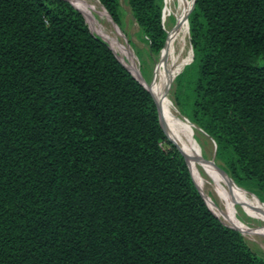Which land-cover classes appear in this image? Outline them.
Returning a JSON list of instances; mask_svg holds the SVG:
<instances>
[{
  "label": "trees",
  "instance_id": "obj_1",
  "mask_svg": "<svg viewBox=\"0 0 264 264\" xmlns=\"http://www.w3.org/2000/svg\"><path fill=\"white\" fill-rule=\"evenodd\" d=\"M98 1L122 27L120 0ZM126 3L158 60L163 0ZM72 5L0 0V264H264L208 208L151 94ZM188 25L174 104L264 201V0H195Z\"/></svg>",
  "mask_w": 264,
  "mask_h": 264
},
{
  "label": "bare ground",
  "instance_id": "obj_2",
  "mask_svg": "<svg viewBox=\"0 0 264 264\" xmlns=\"http://www.w3.org/2000/svg\"><path fill=\"white\" fill-rule=\"evenodd\" d=\"M69 2L81 8L86 20L96 31L104 36L116 57L127 68L129 67L128 69L134 73L130 71L135 77L144 82L140 75L135 54L129 44H126L120 39L122 34L118 27L113 23L98 1L69 0ZM192 2L193 0H165L166 11L171 12L175 16L177 27L170 31V37L169 39L167 38L163 48L164 56L155 72L154 86L153 88L150 87L149 90L159 107L161 120L167 134L177 144L182 155L185 157L193 181L196 187L202 190L201 192L198 189L210 209L226 225L238 230L242 235L249 238H264V224L251 226L240 221L235 215L230 196H236L240 200L255 205L263 216L264 203L256 200L243 188L231 183L221 172L213 158L209 160L202 158L191 139L190 129L193 126L189 122L190 120L188 121L179 113L167 94L168 85L171 83L174 73L184 66L185 63L189 62L191 59L190 56H192L190 35L186 22L188 15L187 8ZM96 13L105 16L111 23L113 30L103 24L96 16ZM213 197L217 199L218 203L215 202Z\"/></svg>",
  "mask_w": 264,
  "mask_h": 264
},
{
  "label": "rangeland",
  "instance_id": "obj_3",
  "mask_svg": "<svg viewBox=\"0 0 264 264\" xmlns=\"http://www.w3.org/2000/svg\"><path fill=\"white\" fill-rule=\"evenodd\" d=\"M165 6H166L165 0H163V13H164L163 14V16H164L163 17V25H164V27H165V29L167 31L168 39H169L170 31L174 30L177 27V20L175 19V16L171 12H167L166 11V7ZM120 8H121L122 20H123L122 27H118L120 33L122 34L120 36V39L123 42H125L126 44L128 43L129 46L131 47L133 53L135 54L139 70H140V59L139 58L140 57L143 58V60L146 62L145 63L146 72H147L146 75L148 76L149 81L145 80V78L143 77L141 72H140V75H141L142 79L144 80L145 84L149 87V89H150V87L153 88L155 72L157 70L158 64L161 63V61H162V58L164 56V50H163L162 56L159 57L158 60H150V61H148L146 59V53H145L146 50H147L146 45L143 42V40L141 39L139 28H138L137 24L135 23V21L133 20V18L131 16V13H130L129 8H128L127 3H126V0H120ZM79 9L81 10V8H79ZM96 16L99 18V20L103 24H105L108 28H112V30H113V27H112L111 23L106 19L105 16H103V15H101L99 13H96ZM138 52H139V54H138ZM188 63L189 62L185 63L184 66H182L178 71H176L174 73V75L172 77V80H171V83L168 86L167 94H168V97L170 98V100L172 101L173 104H174V101H173V98H172V95H171V92H170L171 91L170 87H171V85L174 84V80H175V77L177 76V74ZM174 106L178 110V108L176 107L175 104H174ZM179 113H180V111H179ZM182 116H184V115H182ZM188 121H189V119H188ZM189 122H191V121H189ZM190 131H191V139H192V141L194 143V146L197 149V151L199 152V154L202 156V158L206 159V160L212 159L213 156H214L213 155L214 154V143H213V140L209 136H207L196 125H193V128L190 129ZM188 134L190 135V133H188ZM215 163H216V161H215ZM217 166H218V164H217ZM223 174L231 183L237 185L236 183H234V181H232L230 179V177L225 172ZM239 187H241V186H239ZM241 188H243L245 191H247L250 195L251 194L254 195V193L252 191H250V190H248V189H246L244 187H241ZM198 189L200 190V188H198ZM200 191L202 192V190H200ZM213 198H214L215 202L218 203L217 199L215 197H213ZM230 201H231V204H232V206L234 208L235 215L240 221H242V222H244L246 224H249L251 226L264 224V216L259 212L258 208L255 207V205H253V204H251V203H249L247 201L240 200L239 198H237L236 196H233V195L230 196ZM260 202L264 203V201H261V200H260ZM244 238L246 239L247 243L249 244L251 249L256 254L264 257V238H260V237H258V238L257 237L256 238H249V237H246V236H244Z\"/></svg>",
  "mask_w": 264,
  "mask_h": 264
},
{
  "label": "water",
  "instance_id": "obj_4",
  "mask_svg": "<svg viewBox=\"0 0 264 264\" xmlns=\"http://www.w3.org/2000/svg\"><path fill=\"white\" fill-rule=\"evenodd\" d=\"M67 2H69V0H66ZM98 1V0H97ZM194 2H195V0H193V2H192V5H191V7H190V9H189V12L191 11V9L193 8V5H194ZM70 3V2H69ZM98 3H99V1H98ZM71 4V3H70ZM100 4V3H99ZM72 5V4H71ZM101 5V4H100ZM73 6V5H72ZM74 7V6H73ZM101 7L105 10V12L107 13V15L110 17V15L108 14V12L106 11V9L101 5ZM75 8V7H74ZM77 9V8H76ZM79 11V10H78ZM80 12V11H79ZM189 12H188V14H189ZM110 19L112 20V18L110 17ZM113 21V20H112ZM186 22H187V27H188V32H189V25H188V15H187V18H186ZM113 23L117 26V27H119L114 21H113ZM98 35V34H97ZM98 36H100V35H98ZM101 37V36H100ZM167 37H168V34H167ZM102 38V37H101ZM103 39V38H102ZM104 40V39H103ZM167 40V39H166ZM107 43V42H106ZM165 43H166V41H165ZM108 44V43H107ZM109 45V44H108ZM164 46H165V44H164ZM164 46H163V48H164ZM110 47V46H109ZM190 47H191V51H192V57H193V50H192V45L190 44ZM162 48V49H163ZM111 49V48H110ZM162 49H161V51H162ZM112 50V49H111ZM116 56V55H115ZM192 57H191V59H192ZM117 58V57H116ZM118 59V58H117ZM119 60V59H118ZM120 61V60H119ZM191 61V60H190ZM121 62V61H120ZM121 64L130 72V70L121 62ZM183 70V69H182ZM181 70V71H182ZM180 71V72H181ZM179 72V73H180ZM131 73V72H130ZM178 73V74H179ZM132 74V73H131ZM177 74V75H178ZM133 75V74H132ZM134 76V75H133ZM135 77V76H134ZM143 86H144V88L151 94V96H152V98H153V100H154V102H155V104H156V106H157V109H158V114H159V119H160V122H161V125H162V127H163V129H164V131H165V133H166V135H167V137L170 139V141L177 147V149L180 151V149H179V147L177 146V144L169 137V135L167 134V132H166V129H165V127H164V125H163V122H162V120H161V115H160V110H159V107H158V105H157V103H156V101H155V99H154V97H153V95H152V93H151V91L149 90V88L144 84V82L143 81H141L140 79H138L137 77H135ZM169 86V85H168ZM184 117V116H183ZM185 119H187L186 117H184ZM188 120V119H187ZM191 125L193 126L194 124H192L191 123ZM213 143H214V156H213V159H215V150H216V144H215V142L213 141ZM180 153H181V151H180ZM182 154V153H181ZM183 156V155H182ZM184 157V156H183ZM184 159H185V157H184ZM185 161H186V159H185ZM186 163H187V161H186ZM188 165V164H187ZM189 168V167H188ZM220 169V168H219ZM190 170V169H189ZM223 173H224V171L222 170V169H220ZM231 179V178H230ZM232 180V179H231ZM233 181V180H232ZM198 189V188H197ZM199 191V190H198ZM200 192V191H199ZM200 194H201V196H202V198L204 199V197H203V195H202V193L200 192ZM204 201H205V203H206V205L208 206V204H207V202H206V200L204 199ZM208 208L210 209V207L208 206ZM211 210V209H210ZM211 212L216 216V217H218L212 210H211ZM223 223V222H222ZM224 224V223H223ZM225 225V224H224ZM226 226H228V225H226ZM228 227H230V226H228ZM231 228H233V227H231ZM234 229V228H233Z\"/></svg>",
  "mask_w": 264,
  "mask_h": 264
}]
</instances>
